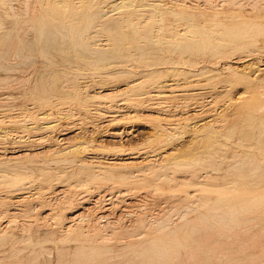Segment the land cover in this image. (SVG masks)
I'll list each match as a JSON object with an SVG mask.
<instances>
[{"label": "bare ground", "instance_id": "bare-ground-1", "mask_svg": "<svg viewBox=\"0 0 264 264\" xmlns=\"http://www.w3.org/2000/svg\"><path fill=\"white\" fill-rule=\"evenodd\" d=\"M152 1H156V2L149 3V0L148 2L146 0H140V1L139 0H36V1L0 0V123L6 122L7 124H10L8 126H12L11 124H15L16 126H19V128H21L22 131L28 133L29 131H32L31 135L25 138V136L23 137L21 135H17V133H19L20 131L16 129L0 127V183H2L4 187L8 189L6 193H4V195L1 193L2 197L0 196V199L4 204H6V208L2 210V214H7L9 216L8 219L3 222V225L0 228V264H71L75 262L76 263L81 262L82 264H186V263L208 264V262L211 261V257L208 256V254L210 253H213L212 256H214V259L216 261H217L216 258H218V256L221 253H223L222 256L225 257L223 259H226L225 261L229 263L230 261H234L235 258H232L234 255L225 256L226 253L228 254V252H225L226 251L225 247H228L230 251L231 250L230 248L236 246L235 245L236 240L243 242L241 240H244V238H246V236L248 235H251L249 237H252L257 241V243L255 244L262 247V248H257L259 246L257 247L255 246L256 249L253 251L255 252L257 249L259 250L261 249L260 252L261 253L263 252L264 250V64L262 65L260 63L262 67L261 66L258 67L255 65L256 62H254L255 64L251 63L248 66L246 64H245L246 66L245 65L242 66L241 62L239 61L242 58H240L238 62H236L237 59L235 60V62H232L235 65L238 64L237 66H231L228 65L227 63V66L223 68L226 69L224 70V72L228 71L234 77L231 81L228 82L231 83L233 81H237V80L242 81L246 79L248 81L249 88L248 90L246 89L244 90L246 91L245 95L238 93L241 95L239 96L237 94V96L235 97L238 96L239 97L236 99L225 98L226 96H224L225 98L224 100H226L225 102L227 103L226 105L222 104L215 110H212L213 108L212 109L207 108L206 110L205 108L207 106L208 107L212 106L214 103L213 101L216 100L219 101V98L223 97L225 92L227 90L229 91V89L226 88L225 86L218 88H206L207 86H204L205 83L200 82V84L196 83L197 85L195 86L191 85L194 86V88L192 87V89L185 88L186 90H172L173 86L168 82L167 80L168 77L166 79V76H168L170 73H172L173 76L178 75L177 72L178 70L175 69L174 65H171L172 62L175 60H173L172 62L170 61L171 62L170 65L173 66L172 67L173 69L171 70L167 69L168 71H166L165 75L163 74V76L162 74H160V72H156L152 68L149 69V67L153 65L154 62L156 61L168 62L170 60V58L169 60H165L168 56L165 58V55L163 54L164 50H166L167 52L169 51L170 54L171 52L173 53L178 52L179 54H181L182 55L181 60H184L183 61L184 64H185V59H183L185 58L184 54L186 55L187 53L190 54L193 50L196 51L197 53L202 52L203 47L205 45L204 43L205 39L204 37H202V39H204V41L202 42L199 40H194L197 38L193 37L192 35V33H194L193 30H196L195 28L200 27L197 24H195L194 21L195 18L199 16L204 19L203 24H206L205 23L206 20L209 19H205L208 17L204 16V14L202 13L194 14L192 11L188 9L189 8V6L187 5L188 3L184 4L183 2H181L183 0H179L178 3H176L177 1L175 0L176 2L175 1L174 2L176 3L175 5H177V10H172V9H167V10H169V13L172 16V18L175 20V23L178 22L182 24L184 27H182L183 28L182 32L179 31V33L177 34V37L179 38L169 37L170 39L167 38L165 39V36L162 37L160 34V32L164 30L161 24V22L163 21L162 19L164 17V13L160 8L162 5H164L162 4L163 0L162 1L152 0ZM206 1L208 0H205L204 2ZM197 2H201V1H197ZM211 2L209 1L210 4ZM237 3L234 2V4L232 5H238ZM251 5L253 4L249 5L250 9L252 7ZM256 5L262 6L261 3ZM192 8H194V6ZM212 9H214V6ZM232 12L235 13L236 11H232ZM257 23L260 24V22ZM257 23L250 20L233 25L231 29L227 28L225 30V34L232 35V39H231L232 43L230 44L224 43L219 45L211 42L212 43L211 45L213 47V51L211 52V54L213 53L214 55L215 54L218 55L224 52L226 48L228 49V47L234 49H236L235 47H243V46H247L251 48L255 47L257 43L256 36L260 34L262 31V26H259V24ZM209 26H212L211 28H213L214 26V31H212V33L215 32V34L214 33L209 34L206 32L207 34L213 35L214 37H216L215 35L223 34L220 32L222 27L221 22L218 21L213 22ZM203 28L207 29L205 27ZM163 33L165 34V31ZM199 33H201V35ZM199 33H195V34L200 37L202 35L205 36L204 34H202L203 32H199ZM188 34H190L194 39H192L191 36H190L191 39L188 38ZM207 34L206 36H208ZM219 37L220 39H222V37L225 36H219ZM228 37L230 38L231 36ZM210 39L212 40V37ZM96 41L99 43H96ZM224 46L225 47L228 46V47L224 48ZM251 52H253V50H250L247 54L248 56L250 55V57L252 54ZM254 54L260 55L259 57H261L262 55L264 56V54L259 51ZM255 56L253 55V57ZM11 57L12 59L16 58L19 60V61L17 60V64L9 63L8 60H10ZM243 57H246V55ZM127 59H130L131 61L134 62L133 63L131 62L130 64L126 65L124 63L126 62L129 63ZM254 60L257 61L256 59ZM12 62H15V60ZM183 63L181 65H183ZM174 64L178 65L179 67V61H176ZM123 65L124 66L126 65L125 68L120 67ZM185 65H183L182 67H184ZM117 67H120L123 70L120 69L121 71L119 72L118 71L119 68ZM116 68L117 71H115ZM163 69H161V71H165ZM174 70L176 71L174 72ZM204 70L198 69V72H200L201 74H205L207 71L214 72L210 70H205V71ZM253 71H255L256 73L253 74L254 76L253 75L251 76V73H254ZM189 73L191 74V72ZM215 73L216 72H214L213 74ZM212 75L208 74V76H212ZM208 76L206 75L202 76V79L204 77L208 78ZM197 79H201V78H197ZM21 80L23 82L26 81L25 84L22 83ZM17 83L20 84L22 83V84L21 85L19 84L18 86ZM179 83L181 82H178L177 84ZM16 84H17V88L15 86ZM213 84L211 87H214ZM20 86L24 88L18 89V87ZM182 86L184 87V85ZM94 89L97 90L94 92L93 91ZM256 89H258L259 91H255ZM171 98L172 99L179 98L184 102L189 101L188 99L199 100V103H196V105L192 107V108H197L193 113L188 112L187 104H182L183 111H181V115L179 114L178 116L180 120H186V121L192 120L188 124L183 123L186 127V132L190 133L189 137H191V135H194L193 132L199 125L203 124V128L205 127V125L206 127L208 126V128L211 125H213L214 129L213 127H212L213 130L209 128L211 130L207 132L201 129L202 128L201 125L200 131L202 130V132H206V133L200 132L202 133L201 135L199 134L198 131V134L200 135L199 139H202L205 142L207 141L208 143L210 138H212L213 135L216 134L217 138L220 135L219 138L223 137L225 140L230 142L229 143L230 145L228 144L230 146V149L235 148L236 145L240 147L241 146L244 147V149L240 151L242 152V154L239 152L241 154V158L243 157L242 160H238L237 162L234 161L233 163V161L231 162V160L226 158V160L230 161L231 163H228L226 166L225 165L220 166V167L222 166L227 167V175H229L228 184H231L230 186L231 191H236V192L229 195L214 193L216 195L211 196V195L202 194L203 196L199 195L201 197L200 198L198 197L199 199L204 198L205 201H207L206 198H211L213 199L212 202L218 204V206L220 207L224 205V204L219 205V203H224L223 200L230 201L232 204L231 206H229V203H226L227 207L229 206L228 208L231 209V213L228 212L230 213V215L238 211V209L240 208H243L244 210L247 209L246 210L247 213H244L245 215L242 217V219L236 220L237 221L236 223L239 222L237 225L239 226L238 228L241 230L239 231L237 227L236 229L233 228L234 233H236V235L232 233H231L232 235H230L234 237L240 235V233H243L244 234L243 236L245 237L239 238L237 236L238 239L235 237L234 238L231 237L233 238L232 239L233 243H231L230 245H228L227 243L231 239L229 235H225L222 233H215V232H213L215 233L213 234L211 232L213 228L211 229L209 227H212L213 223L211 221L215 219L214 218L215 216L213 217L211 215V217L214 218V219L212 218L210 219L211 220L210 223H212V225L210 226L208 224L209 226H207L203 224V222L205 221L204 217L195 218L194 216L196 215L194 213L192 214L191 211H187L193 215V217H191L192 215L188 214L184 210H183L184 212H186L188 215L191 216L186 217L187 216L186 214L184 215L185 217L183 216L184 218L182 217L181 219H178L179 221L176 219L177 220V222H175L176 224L173 222L176 227L172 226L171 228L170 227L171 224H170V225H166L168 227L166 228V226L163 227L162 224H159L162 227L158 229L156 234H146V235H142L141 233L136 235L131 234L130 236L133 238L126 243H121V242L118 243L119 242L118 235L120 236L119 234L120 231L118 232V228L120 227H118L117 225L119 224L116 225L118 227L116 231L115 229L113 230L112 228L113 226L112 227L110 226L112 230H109L110 233L107 232L108 234L107 233L99 234L95 231V228L93 226L94 224L88 225V220H89L88 216L90 215H88L86 211L88 210V208L84 207L85 206L84 204H87L88 200L90 199L88 195L92 194L91 190L93 188L91 189L89 185H91L93 181L106 180L109 181L111 185H113L116 181H119V184L130 183V182H134V180L137 179L138 176H140L139 172L140 173L147 172V173H152L153 177H155L156 180L163 181L166 183L169 180L167 178L168 176L166 177L165 175V172L168 169L178 170L182 168L184 169V171L192 173L198 170L196 168L197 167L199 168L200 165L205 166L207 164L204 161L202 165L199 162L198 158L190 157L191 160L185 159L186 158L185 154L187 150L184 148L187 147L186 146L188 140L187 137L185 141L182 140L183 141L182 143L180 142V144L178 143L174 147L172 146L173 148H170L169 149L170 151L165 150L163 152L160 146L157 145V147L159 146L162 153L157 152L158 154L156 155L151 154L150 157L151 160L154 161V162L152 161V163H154L153 166H155L154 169H152L153 167L152 168L149 167L151 160L148 159L147 157L146 158L143 157V159L140 160L138 159L139 155L135 154L134 152L125 153V150L122 148V146L118 147L119 146L118 145L116 147L117 144L116 145L114 144L115 141L118 142L123 141L125 137L131 135L133 129L131 130L123 126L119 130H112V131L105 130L104 132H102L101 137L99 138L100 140L103 139L102 137H109L112 141H114L113 145L115 147H113V149L110 150V152L112 153L111 158H106L107 156L105 152H109V150H107L108 148H106L108 144L105 146L104 144L95 143L96 139L93 138L92 140L90 138L89 141H84L83 138H77V137L70 144V142L67 143V139L65 137L63 138V136L67 135L69 133V130H71L70 132L73 131H76L77 133L80 132L81 125L83 124L82 122L84 119L90 120L91 117H94L97 119H101V121L103 120L104 122L107 123H115L118 120L129 121V120L137 119L142 114V113L140 114V112L143 111H146L148 114L151 113V115L153 114L152 118L148 119L149 120L148 122H150L151 125L156 129L160 127V123L163 122L165 124L166 122L167 124L170 121L167 118L172 115H170V106L168 105L167 100ZM201 99L204 101L200 102ZM204 102L206 103V105ZM28 105H32V107H28ZM89 105L92 106L93 109L91 110L93 112H91L87 108V106ZM172 107L178 109L179 106L174 105ZM37 109H39L40 112L35 114V111H37ZM53 110H55L57 114L64 116L65 118L73 119L74 122L78 121V123L71 124L67 122V125L65 126L61 125L60 127H57L59 123L57 119L55 120L52 114ZM119 112H122L123 115L117 114ZM201 112L203 115L205 113V115L208 117V120L205 122L206 123L210 122L211 123L210 126L209 123L204 125L205 122H202L203 120L201 118L200 119L197 118L196 120L194 119L198 117L199 114L202 115ZM219 113L221 114L220 117L217 116ZM26 121L29 122L26 123ZM2 125L4 126L6 124L3 123L0 126ZM115 126L117 125L115 124ZM172 126L174 127V125ZM161 128L162 127H160V129ZM55 129H57L58 137L56 136V138H53L51 137L50 133L53 132ZM158 130H156V132ZM11 132H15L16 135L14 133L12 134ZM156 132L155 131L152 132L154 133L153 134L154 136ZM161 132H157V134ZM178 134L179 132L178 133L176 132L175 136L176 135L178 136ZM217 134L219 135L217 136ZM179 136H181V134ZM172 137L174 138V134L168 136L166 135L165 139L167 140ZM165 139L163 140L161 139V141L158 139L160 141L159 143L161 144V146L165 145V143L163 142ZM195 141L197 144V137ZM212 141L213 140L211 139L210 141L211 143L209 142L210 145L213 144ZM99 143H101V141ZM200 143L202 142H198V144ZM58 144L63 145V147H61L60 149L57 148L56 145ZM209 144L208 146H210ZM217 145H215L214 147H216ZM208 146L205 147L207 149L208 148L210 149V147ZM149 147L151 148L152 146ZM130 148H132V146ZM216 148L222 151V149L218 147ZM241 148L237 147V149H241ZM177 149L180 151L178 155L174 153V151H176ZM230 149L228 150L225 149L226 153L222 151L223 154H225L226 156L230 155L231 154V153L229 154ZM200 155H203V153ZM233 156H231V158L234 160L235 157ZM218 158L219 157H217V159ZM222 158L224 159V157ZM137 159L140 161H136ZM158 159L160 160L158 161L159 165L156 161ZM226 160H224V162H226ZM142 161L143 164H141V166H138V164L135 165L136 167L138 166V169L134 170V172L137 171V173L133 175L132 174L133 170H131L130 168L135 167L133 166L134 163L136 164ZM103 162L106 164L104 165ZM215 163L216 162L213 161L211 162V164L208 163V165H211L213 167ZM215 168H212V170L214 172H218L219 168L218 169ZM200 170H202V167L200 168ZM219 170L221 171L220 173H223L221 168ZM204 172L207 173L206 171H203V173ZM212 174L215 175L214 173ZM213 175H209L208 177ZM221 176L216 177V179L217 178L221 179L222 178ZM183 178L182 180H184ZM200 178H204V177H200ZM200 178L198 179L197 176V178L194 177L193 179L201 180ZM211 179L216 180L213 178ZM202 180L206 181V179H202ZM212 180L209 179V181ZM184 181H186V179ZM201 182L203 183V181ZM226 182L227 181H225L223 184H225ZM187 184H189L190 186L198 185L197 182L187 183ZM175 185L177 186L178 184ZM153 186H155V184H153ZM109 187L112 189V186ZM28 188L32 190L31 191L32 193L23 192L24 189H28ZM100 188L101 190L104 189L103 187ZM69 189H72L73 191H75L76 189L83 190L85 192L88 191L87 194L85 193L86 196L81 191L83 193L82 195L83 197H81V199H80L81 195H79L80 204L84 205L81 209L84 210L86 214H84L83 212L84 215L78 213L76 215H72L73 217H70L68 215H65L64 211L60 212L59 214L56 212L58 214L57 215L50 212L51 211L50 210L47 214L45 213L43 217L41 215L42 219L45 218L46 215L51 216L52 219L57 217L55 221L49 218L52 221L51 223L52 227L50 228L46 227L47 223L46 226L44 225L45 228H43L44 227L43 224H42L43 227L41 226L39 227L35 223L25 224L28 221L22 222L21 219L18 221H20L22 225L21 224L18 225L17 223L18 221H16L15 219H17L18 214L20 213V211L22 212L23 208H21L22 210L21 209L19 210L18 208L20 207L17 208L16 206V210H11V208L13 207H11L10 205H14L11 203L18 202L19 206H21L20 205L21 202H26V204H30V206L29 205L26 206H28L29 208H33L32 207L33 205H31V203L33 204L35 203L37 205L38 202H41L42 204H44L46 203L45 201L48 198L49 200L50 199L52 200L55 197L57 199L56 195H59V193L65 191L67 192L72 191ZM2 190H5V188ZM195 190L199 191L198 189ZM99 191L97 192L99 193ZM97 192H94L93 194ZM121 192H118L119 196L117 195V193L116 194L114 193L117 196V197L114 196L116 197L117 200H119L120 198L122 199V197L125 196L127 197L128 192L126 193L125 196L122 195L123 193L120 194ZM152 192L154 191L152 190ZM156 195L153 196L157 198L158 196L156 197ZM188 195L189 194L185 193L183 196H185L184 198L186 199ZM196 195L197 194L195 193L194 196ZM161 196L162 195H160V197ZM190 196L188 197V199L190 198ZM103 197L104 196H102L101 198L103 199ZM97 198L98 197H96V199ZM109 198H111V195ZM64 199L69 201V199L65 197ZM98 199L97 200L94 199L95 202L96 201L98 202L99 201ZM59 200H63V199L59 198ZM105 200L110 201V199H105ZM115 200H111L110 203H113V201ZM179 200H176V203H178ZM182 201H184V199H182ZM124 202L122 203L126 204V202L125 203ZM202 202L203 201L201 200V204L208 205L207 207H205V209L209 208L210 205H212L211 204L212 202H206V203L205 202L202 203ZM173 203L172 205L174 206ZM192 203H197L198 206L200 205L199 202L197 201L196 202L193 201ZM55 204L53 203V205ZM187 206H190V203L189 205L187 204ZM187 206L185 207L186 209L188 208ZM218 206L216 208L220 209V207ZM164 207L166 206L164 205ZM89 208L92 209L94 208V206L92 208L91 207ZM118 208L119 207H117V209ZM199 208L196 209L199 210ZM214 208L215 207H213V209ZM228 208L227 210H229ZM249 208H250L249 210L250 213L248 215ZM188 209H190V207ZM42 210L46 211L45 208ZM193 210H195L194 207ZM221 210L223 209H220L219 212H221ZM199 211L197 215H200L201 213L203 214L202 212L203 210L200 212V214ZM29 212L30 214L32 213L31 211ZM29 212H22L23 214L22 213L21 214L24 215ZM219 212L215 214L219 215L220 214ZM40 214H39V218H40ZM182 214H180V216ZM54 215L56 217H54ZM102 215H104V213ZM138 215L139 217L143 216V214L141 215L138 214ZM225 215L226 214L224 212V216ZM236 215L232 217L237 218L238 216ZM205 216H209V215H205ZM99 217L100 218L104 217L105 219L106 216L100 215ZM158 217L159 218L156 217L158 220L162 218L160 216ZM100 218L97 219L100 220ZM107 219L108 218H106L105 220ZM157 219H155L154 217L155 221ZM165 219L166 218H164V221L166 222ZM98 220L94 222L96 223L98 222ZM162 220L163 219H161L160 221ZM234 220L232 224L234 223ZM81 221H86V225L85 224L83 225ZM164 221L163 223H165ZM140 222L141 221H139V223ZM198 222H200L199 226L197 224ZM207 222H209V219ZM51 224L49 226H51ZM147 224L145 223V225ZM166 224L168 223L166 222ZM218 224L219 223L216 222L215 225ZM110 225H112V223ZM137 225L139 224L137 223ZM139 226L142 228L143 225L142 226L139 225ZM60 227H62V229ZM153 227H155V225H153ZM219 227L221 228V226ZM229 227H231V225ZM229 227L227 229H229ZM108 228H109V224H108ZM147 228L146 230L149 229ZM150 228H152V226ZM133 229L131 230V232H133ZM139 229L140 228L138 227L137 230ZM100 230H102V228H100ZM153 230L155 231L154 228ZM237 230L239 231V234H237L238 233ZM231 232H233L232 229ZM50 233L54 235L56 238L55 239L50 238L49 236ZM180 233L183 241L177 238V235ZM215 235H216V237H214L215 239L218 238L217 240H219L220 238H222V240H220V242L214 245L213 251L212 250L210 251L211 247H209V250L205 249L208 248L205 247L207 245L206 242L208 243L211 239L213 240L214 238L212 236ZM256 236H258V240ZM252 238H250L251 239L250 241H252ZM255 240H253V242H251L250 245L254 243ZM121 241H125V240L121 238ZM243 243L244 244H242V247H244V245L245 246L247 245V243L245 244V241ZM112 244H115L119 248L118 249L119 252L116 254V256L114 255V258L115 257L116 258L115 261L113 262L111 260L113 257V254L111 253L112 252L111 249L112 247H114ZM236 244H238L237 248L240 250L241 248H239L238 246H240L241 244L239 245V242H237ZM242 249L248 250L247 248H242ZM250 252H252V250ZM216 254L219 255L217 256ZM245 255H247V253H245ZM235 257L236 259H238L237 256ZM253 257L254 258H252V261L255 260L257 261L258 256L253 255ZM255 257H257V259H255ZM261 257L260 259H262ZM247 258L249 259V255L247 256ZM1 259L5 260L6 263L5 262L1 263ZM262 260H264V258ZM260 261L261 260H259V262Z\"/></svg>", "mask_w": 264, "mask_h": 264}, {"label": "rangeland", "instance_id": "rangeland-1", "mask_svg": "<svg viewBox=\"0 0 264 264\" xmlns=\"http://www.w3.org/2000/svg\"><path fill=\"white\" fill-rule=\"evenodd\" d=\"M34 1H36V0H34ZM140 1V0H139ZM147 2H148V0H146ZM162 1V0H161ZM171 1V2H170ZM173 1V2H172ZM175 0H163L162 1V4H164V5H162L160 8L162 9V11H163V13H164V17H163V21L161 22V24H162V26H163V29L164 30H162L161 32H160V34H161V36L162 37H164L165 36V39L167 38V39H170V38H179V37H177V34L179 33V31L180 32H182V27H184L182 24H180V23H175V20L172 18V16L170 15V13H169V10H167V9H172V10H177V5H175L176 3H178L179 2V0H176L175 2H174ZM197 1H201V2H197ZM205 0H183V1H181V2H183L184 4H187L188 6H189V10L190 11H192L194 14H198V13H202V14H204V16H206V17H208V18H205V19H209V20H206V24H203V22H204V19L203 18H201V17H196L195 18V21H194V23L195 24H197L198 26H200V27H198V28H195L196 30H193V32L194 33H192V35H193V37L194 38H197V39H194L190 34H188V38H190L191 39V37H192V39H194V40H199V41H204V39H205V45H204V47H203V51L202 52H200V53H197L196 51H192L190 54H188L187 53V55L186 54H184V56H185V58H183V59H185V64L183 63V61L184 60H181V54H179L178 52H176V53H173V52H171V54H170V52L168 53L166 50H164L163 51V54L165 55V60H169V58H170V60L168 61V62H164V61H156V62H154V64L153 65H151L150 67H149V69H153L154 71H156V72H160V74H162V76H163V74L165 75V73H166V71H168V70H171V69H173L172 67L173 66H171V65H174L175 66V69L176 70H178L177 72H178V75L177 76H173L172 75V73H170L168 76H166V79H167V77H168V82L170 83V84H172V90H186L187 88H189V89H192V87L194 88V86L195 85H197V84H200V82L201 83H205L204 84V86H207L206 88H218V87H222V86H225L226 88H228L229 89V91L227 90L226 92H225V94L223 95V97H220L219 98V101L218 100H216V101H213L212 103H213V105L212 106H214V107H212V106H210V107H206L205 109L207 110V108H210V109H212V110H215V109H217L220 105H222V104H224V105H226L227 103L225 102L226 100H224L225 98H232V99H236V98H238L241 94H244L245 95V92L246 91H244L245 89L246 90H248V88H249V85H248V81L245 79V80H237V81H233V82H228V81H231L234 77H233V75L230 73V72H228V71H225L224 72V70H226V69H223V68H225L226 66H227V63H228V65H231V66H237L238 64H234V63H232V62H235V60H236V62H238V60L240 59V58H242V59H240L239 61L241 62V65L242 66H244L245 64L248 66L249 64H255L254 62H256V66H258V67H262V65L264 64V62H263V60H264V56L262 55L261 57H259L260 55H258V54H254V53H257L258 51L259 52H261V53H263L264 54V25H261V24H264V0L262 1V0H208V1H206V2H204ZM209 1L211 2V4L209 3ZM216 1V2H215ZM248 1H250V2H252V3H250V2H248ZM151 2H156V1H152V0H149V3H151ZM163 2H165V3H163ZM194 2H196V3H194ZM234 2L235 3H237V2H239V3H237L238 5H232V4H234ZM201 3V4H200ZM253 4V5H251L252 7H251V9H253V10H251L250 9V4ZM259 3H261V5L263 6H260V5H256V4H259ZM189 4H192V5H189ZM199 4V5H198ZM209 4V5H208ZM213 4V5H212ZM249 4V5H248ZM166 5V6H165ZM216 5V6H215ZM194 6V8H192ZM208 6V7H207ZM213 6H214V9H212L213 8ZM44 7V6H43ZM191 7V8H190ZM201 7H203V8H201ZM210 7V8H209ZM215 7H217V8H215ZM219 7V8H218ZM257 7H259V8H257ZM207 9V10H206ZM232 11H236L235 13L234 12H232ZM250 20H252V21H254V22H260V24L259 23H257V24H259V26H262V31H261V33L260 34H258L257 36H256V39H257V43H256V46L255 47H253V48H251V47H247V46H243V47H246V48H243V47H235L236 49H238V50H236V49H234V48H229L228 46H226V47H228V49L224 46V48H226L225 49V51L224 52H222V53H220V54H211V52L213 51V47H212V43H214V44H230V43H232V35L231 34H228V35H226L225 34V30L227 29V28H232V26L233 25H236V24H238V23H243V22H246V21H250ZM221 22L222 23V27H221V33H223V34H218L219 36H225V37H222V39H220V37L218 36V35H215L216 37H214L213 35H209V34H215V32H213L212 33V31H214V26H213V28H211L212 26H209V25H211L213 22ZM201 22V23H200ZM209 22H211V23H209ZM263 22V23H262ZM155 25V24H154ZM228 25V26H227ZM230 26V27H229ZM169 29H168V28ZM174 27V28H173ZM178 27V28H177ZM203 27H205V28H207V29H204ZM180 28V29H179ZM209 28V29H208ZM213 29V30H212ZM174 30V31H173ZM165 31V34L163 33ZM196 31V32H195ZM210 31V32H209ZM223 31V32H222ZM199 32H203L202 34H204L205 36H198V35H196L195 33H199ZM209 33V34H207V33ZM200 35H201V33H199ZM206 34L208 35V36H206ZM176 35V36H175ZM168 36V37H167ZM191 36V37H190ZM195 36H197V37H195ZM228 36H231L230 38L228 37ZM170 37V38H169ZM200 37V38H199ZM202 37H204V39H202ZM212 37V40L210 39V38ZM213 38H215V39H213ZM202 39V40H201ZM238 41V40H237ZM262 41H263V43H262ZM212 42V43H211ZM221 42H223V43H221ZM96 43H99V42H97L96 41ZM262 49V50H259V49ZM230 49V50H229ZM232 49H234V50H232ZM253 50V52H251L252 54H251V57H250V55L248 56L247 54H248V52L250 51V50ZM248 50V51H247ZM255 50H257V51H255ZM205 51V52H204ZM176 54V55H175ZM246 55V57H243V56H245ZM253 55L255 56H257V58H256V56L255 57H253ZM216 56H218V57H216ZM221 56V57H220ZM263 57V58H262ZM246 60H245V59ZM250 59V61H249V59ZM259 58V59H258ZM172 59V60H171ZM230 59V60H229ZM254 59H256L257 61H255ZM10 60H11V62L12 61H14L15 60V62H10ZM10 60H8L9 61V63L10 64H17V60L18 59H16V58H13L12 59V57H11V59ZM128 61H129V63H124V64H130L131 62L133 63L134 61H131L130 59H127ZM173 60H175V61H173ZM253 60V61H252ZM7 61V62H8ZM19 61V60H18ZM172 62V64L170 65V63ZM176 61H179V67H178V65H175L174 63L176 62ZM188 61V62H187ZM183 63V65H185L184 67H182L183 65H181L182 63ZM231 62V63H230ZM167 63V64H166ZM191 63V64H190ZM260 63L262 64V65H260ZM157 64V65H156ZM166 64V65H165ZM214 64V65H213ZM225 64V65H224ZM257 64H259V65H257ZM120 65H122V64H120ZM125 65V66H126ZM222 65H223V67H222ZM245 65V66H246ZM119 66V65H118ZM124 66V65H123ZM123 66H120L121 68H125V66L123 67ZM155 66V67H154ZM163 66V67H162ZM165 66H166V69H165ZM171 66V67H170ZM120 67H117V68H119L118 69V71L120 72L121 70H123V69H121ZM154 67V68H153ZM177 67V68H176ZM202 67H203V69H202ZM34 68V67H33ZM117 68L115 69V71H117ZM164 68V69H163ZM170 68V69H169ZM182 68V69H181ZM201 68V69H200ZM207 68V69H206ZM121 69V70H120ZM161 69H163V70H165V71H161ZM168 69V70H167ZM181 69V70H180ZM194 69H196V70H194ZM198 69L199 70H210V71H214V72H216L215 74H213L214 72H206L205 74H201L200 72H198ZM214 69V70H213ZM160 70V71H159ZM176 70H174V72L176 71ZM204 70V71H205ZM180 71H182V72H180ZM188 71V72H187ZM248 71V70H247ZM180 72V73H179ZM189 72H191V74L189 73ZM254 73H251V76L253 75V74H255L256 72L255 71H253ZM86 73H88V72H86ZM189 73V74H188ZM199 74H201V75H199ZM208 74H213L212 76H208ZM217 74V75H216ZM196 75H198V76H196ZM208 76V78L206 77H204L203 79H202V76ZM254 76V75H253ZM180 77V78H179ZM197 78H201V79H197ZM175 79V80H174ZM187 79V80H186ZM190 79H191V81H190ZM193 79H195V80H193ZM23 80V79H22ZM21 80V82L22 83H24L25 84V82H23ZM181 80V81H180ZM185 80V81H184ZM183 81V82H182ZM20 82V81H19ZM173 82V83H172ZM178 82H181V83H179V84H177ZM192 82H194V83H192ZM237 82V83H236ZM21 83V84H22ZM197 83V84H196ZM207 83V84H206ZM214 83V84H213ZM18 84V86H19V84L20 83H17ZM17 84L15 85L16 86V88H17ZM20 84V85H21ZM187 84V85H186ZM212 84H213V86L214 87H211L212 86ZM232 84V85H231ZM242 84V85H241ZM182 85H184V87L182 86ZM189 85V86H188ZM191 85H194V86H191ZM221 85V86H220ZM175 86V87H174ZM182 86V87H181ZM188 86V87H187ZM229 86V87H228ZM26 87V86H25ZM245 87H247V88H245ZM19 88H24V87H18V89ZM186 88V89H185ZM97 89H94L93 91L95 92ZM242 90H243V92H242ZM255 91H259L258 89H256ZM238 93H241V94H238ZM237 94L239 95L238 97H235V96H237ZM234 95V96H233ZM224 96H226L225 98H224ZM228 96H231V97H228ZM172 99V98H171ZM171 99H169V100H167V102H168V105L170 106V115H172V116H170V117H166L168 120H170L167 124H166V122H165V124L162 122V123H160V127H162L161 129H160V127H158V128H156L155 129V127H153L152 125H151V123L150 122H148L149 120V118H152V116H153V114L151 115V113H147L146 111H143V112H140V114H141V116H139L137 119H133V120H129V121H126V120H118L117 122H115V123H107V122H104L103 120L101 121V119H97V118H94V117H91L90 118V120L88 119V120H86V119H84L83 120V124L81 125V131L80 132H76V131H73V132H70L71 130H69V133L67 134V135H65V136H63V138L65 137L66 139H67V143L68 142H70V144L75 140V138L77 137V138H83V140L84 141H89L90 140V138H91V140H92V138L93 139H96L95 140V143H98V144H104L105 146L107 145V147L106 148H108L107 150H109V152H105L106 153V156H104V157H106V158H111L112 156H111V152H110V150H112L113 149V147H115L114 145H113V142L114 141H112L109 137H102L103 139H99L100 137H101V134H102V132H104L105 130H109V131H112V130H119V129H121V127H125V128H128V129H133V131H132V134L131 135H129V136H127V137H125L124 139H123V141H115L114 142V144L116 145V147L118 146V147H120V146H122V148L125 150V153H128V152H134L135 154H137V155H139L138 156V159H143V157H147L148 159H150L151 160V154L153 155V154H158L157 152H159V153H162V151L164 152L165 150L166 151H170L169 149L170 148H173L176 144H180V142L182 143L183 141H185L187 138H188V140H190V141H188L187 140V147L186 148H184V149H186L187 150V152H186V154H185V159H187V160H191V158H198L199 159V162L203 165V163H204V161H205V163L207 164V165H205V166H208V167H205L204 165L203 166H199V168L197 167L196 169H198V170H196L195 172H192V173H190V172H187V171H184V169H178V170H174V169H168L166 172H165V175H166V177L169 179L166 183L165 182H163V181H159V180H156L155 179V177H153V175H152V173H147V172H139V174H140V176H138V178L137 179H135L134 180V182H130V183H120L119 184V181H116L113 185H111L110 184V182L109 181H106V180H104V181H102V180H95V181H93L92 182V184L91 185H89L90 186V188L92 189H90L91 191H92V194H90V195H88V197H90V199L88 200V202H87V204H84V205H81L80 204V201H79V195H81L80 196V199H81V197H83L82 195H83V193H84V195H85V193L87 194V192L88 191H83V190H75V191H73L72 189H69V190H72V191H65V192H61V193H59V195H56L57 196V199H56V197L54 198V199H50L49 200V198L45 201L46 203H44V204H46V205H44V204H42L41 202H38L37 203V205L35 204H33V203H31V205H33L32 207L33 208H29L28 206H26V205H29L30 206V204H26V202H21V203H23V204H21L20 203V205L21 206H19V203L18 202H13V203H11V204H14V205H10L11 207H13V208H11V210H16V206H17V208L18 207H20V208H18L19 210L21 209V208H23V210H22V212H29V211H31L32 213L30 214V212L29 213H27V214H30V215H27V214H24V215H22L23 213L20 211V213L18 214V216H17V219H15L16 221H18V220H20L21 219V221L23 222H27V223H25V224H28V223H30V224H36V225H38L39 227L41 226V227H43L44 225L46 226V223H47V226L46 227H52V221L51 220H53V221H55L56 219H57V217L54 215V217H56V218H51V216H47L46 215V217L45 218H41V215H42V217H43V215H45V213L47 214L50 210V212H52V213H54V214H59L60 212H62V211H64V213H65V215H68V216H70V217H73L72 215H76V214H83V212H84V214H86V212L84 211V210H82L81 208L84 206V207H86V208H88V210H86L87 211V213H88V215H90V216H88V218H89V220H88V225H92V224H94L93 226H94V228H95V231L97 232V233H99V234H105V233H110V231L109 230H112V228H113V230L115 229V231H116V229L118 228V227H120V228H118V232L120 231V236L118 235V243H126V242H129L133 237H131L130 235L131 234H133V235H136V234H142V235H146V234H156L157 233V231H158V229H160L162 226L161 225H159V224H162L163 225V227L164 226H166V225H170V227L172 228V226H175L174 225V223L175 222H177V220L178 219H181L184 215H186L187 213L188 214H195L196 216H194L195 218L196 217H204V222H203V224L204 225H207V226H211L212 225V223H213V225L214 226H217V227H214L213 225H212V227H209V228H213L212 229V233L213 232H215V233H222V234H225V235H232V234H235L236 235V233H234V230H233V228L234 229H236V227H237V229L240 231L241 229H239L238 227V223H236L237 221L236 220H240V219H242V217L245 215L244 213H247V209H243V208H240V209H238V211H236L235 213L237 214H235V213H233L232 215H230V213H231V209H229L228 207L229 206H231L232 204H231V202L230 201H228V200H223V202L224 203H219V205H223V206H218V204H216V203H214V202H212L213 201V199H211V198H206L207 199V201H205V199L203 198V199H199L201 196H203L202 194H205V195H216V194H225V195H229V194H233V193H235L236 191H231V188H230V186H231V184H228V182H229V175H227V167H220L221 165H227L228 163H231L232 161H233V163H234V161H238V160H242V158H241V154H242V152H240L242 149H244V147H240V146H238V145H236L235 146V148H232V149H230V142L229 141H227V140H225L222 136V138H219V134H217V136H218V138H219V140H218V138L216 137V134H214L213 135V137L212 138H210V140H209V142L211 141V139L213 140L212 142H213V144H209V142L207 143V141L205 142L204 140H202V139H199L200 138V135L199 134H201L202 135V133H206L207 131H209V130H211L212 129V127H213V129H214V126L213 125H211V123L210 122H207V123H209V128H211V129H209L208 128V126L206 127V125L205 124H207L205 121H207L208 120V117L205 115V113H204V115L202 114V112H201V114L202 115H200L199 114V116L198 117H196V118H194L195 120L197 119V118H201L202 120V122H205L204 123V125H205V127L203 128V124H201L202 125V128L200 127L201 125H199L196 129H195V131L193 132V134L195 135H191V137H189L190 136V133H188V132H186V127H185V125L183 124V123H189V122H191L192 120H180L179 118H178V116H179V114L181 115V111H183V108H182V104H187L188 105V112L190 113H193L194 111H195V109H197V108H192V107H194L195 105H196V103H199V100H192V99H188L189 101H186V102H184L183 100H181V99H179V98H174V99H172V101H171ZM223 100V101H221V100ZM204 100H200V102H203ZM228 102V101H227ZM205 103V102H204ZM174 105H177V106H179L178 107V109H175V108H173L172 106H174ZM205 105H206V103H205ZM28 107H32V105H28ZM90 107V108H89ZM87 108L91 111V112H93L91 109H93L92 108V106H87ZM182 108V109H181ZM191 108V109H190ZM36 109V108H35ZM173 109V110H172ZM29 111H31V110H29ZM33 111V110H32ZM38 112H40V110L39 109H37V111H35V114H37ZM179 112V113H178ZM218 112H219V110H218ZM52 114H53V116H54V118H55V120L57 119V121H58V126L57 127H60L61 125H63V126H65V125H67V122L68 123H78V121L77 122H74V120L73 119H71V118H65L64 116H61V115H59V114H57L56 113V111L55 110H53V112H52ZM117 114H119V115H123V113L122 112H119V113H117ZM139 114V115H140ZM145 114V115H144ZM148 114V115H147ZM90 115V114H89ZM147 115V116H146ZM220 113L217 115V116H219L220 117ZM161 116H163V115H161ZM203 116H205V117H203ZM64 118V119H63ZM165 118V119H166ZM67 119V120H66ZM95 119V120H94ZM99 120H100V122H99ZM135 120V121H134ZM92 121V122H91ZM131 121V122H130ZM141 121H143V122H141ZM2 122V121H1ZM29 121H26V123H28ZM89 122V123H88ZM125 122V123H124ZM127 122V123H126ZM3 123H5L6 125H2V126H0V127H5V128H13V129H16V130H18V131H20L19 133H17V135H21V136H25V138L27 137V136H30L31 135V133H32V131H29V133L28 132H25V131H22V129L21 128H19V126H16L15 124H11L12 126H8V125H10V124H7L6 122H2V123H0V125L1 124H3ZM64 123V124H63ZM66 123V124H65ZM85 123V124H84ZM103 123V124H102ZM104 123H107V124H104ZM100 124V125H99ZM115 124L117 125V126H115ZM183 124V125H182ZM98 125V126H97ZM108 125V126H107ZM133 125V126H132ZM172 125H174V127L172 126ZM176 125V126H175ZM178 125V126H177ZM29 126H31V125H29ZM83 127V128H82ZM103 127V128H102ZM119 127V128H118ZM149 127V128H148ZM151 127V128H150ZM182 127V128H181ZM95 128V129H94ZM102 128V129H101ZM112 128V129H111ZM114 128V129H113ZM118 128V129H117ZM172 128V129H171ZM175 128V129H174ZM200 128L202 129V130H204V131H206V132H202V130L200 131ZM208 128V129H207ZM104 129V130H103ZM160 131H159V130ZM174 129V130H173ZM212 129V130H213ZM91 130V131H90ZM156 130H158L157 132H161L162 130V132L161 133H159V134H157V132H156ZM180 130V131H179ZM84 131H86V132H84ZM98 131V132H97ZM156 132L155 133V136L153 135L154 133H152V132ZM198 131H199V134H198ZM101 132V133H100ZM176 132L178 133L179 132V134H178V136L176 135L175 136V134H176ZM200 132H202V133H200ZM12 134L14 133L15 134V132H11ZM77 133V134H76ZM82 133V134H81ZM97 133V134H96ZM148 133V134H147ZM51 134V137H53V138H56V136L58 137V133H57V129H55L53 132H51L50 133ZM71 134V135H70ZM91 134V135H90ZM100 134V135H99ZM150 134H152V135H150ZM162 134V135H161ZM172 134H174V138L172 137V138H170V139H165V137H166V135L168 136V135H172ZM181 134V136H179ZM16 135V134H15ZM69 135V136H68ZM84 135V136H83ZM94 135V136H93ZM133 135V136H132ZM150 135V136H149ZM164 135V136H163ZM90 136V137H89ZM97 136H99V137H97ZM199 136V137H198ZM62 137V136H61ZM96 137V138H95ZM149 137V138H148ZM187 137V138H186ZM196 137H197V144H196V141H195V139H196ZM73 138V139H72ZM191 138V139H190ZM195 138V139H194ZM216 138H217V140H216ZM71 141H70V140ZM98 139V140H97ZM147 139V140H146ZM161 141V139L163 140V139H165L163 142L165 143V145H163V146H161V144L159 143L160 141ZM193 139V140H192ZM215 139V140H214ZM183 140V141H182ZM101 141V143H99V142ZM112 141V142H111ZM125 141V142H124ZM146 141V142H145ZM216 141H219V142H216ZM106 142V143H105ZM111 142V143H110ZM122 142V143H121ZM145 142V143H144ZM159 144H158V143ZM163 142H162V144H163ZM193 142V143H192ZM198 142H202V143H200V144H198ZM215 142V143H214ZM228 142V143H227ZM119 143V144H118ZM155 143V144H154ZM207 145H206V144ZM211 143V142H210ZM217 143H218V145H217ZM111 144V145H110ZM121 144V145H120ZM167 144H169V145H167ZM173 144V145H172ZM208 144L210 145V146H208ZM229 144V145H228ZM153 145H156V146H153ZM157 145H159L160 146V148H161V150H160V148H159V146L157 147ZM167 145V146H166ZM199 147H198V146ZM215 145H217L216 147H218V148H220V149H222V151L224 152V153H226V150L225 149H230L229 150V154L230 155H228V156H226L225 154H223V152L221 151V150H219V149H217L216 147H214ZM228 145V146H227ZM128 146V147H127ZM132 146V148H130ZM149 146H152L151 148L149 147ZM173 146V147H172ZM200 146H202V147H200ZM208 146V147H210V149L208 150L206 147ZM223 146H225V147H223ZM56 147L57 148H61V147H63V145H56ZM135 147V148H134ZM142 147V148H141ZM204 147V148H203ZM212 147H213V149H212ZM228 147V148H227ZM237 147L238 148H241V149H237ZM150 148V149H149ZM166 148V149H165ZM168 148V149H167ZM182 148V147H181ZM215 148V149H214ZM147 149V150H146ZM178 149H180V148H178ZM176 150V151H174V153L175 154H179L180 153V151L179 150ZM146 150V151H145ZM152 150V151H151ZM219 150V151H218ZM232 150V151H231ZM143 151V152H142ZM204 151V152H203ZM218 151V152H217ZM220 151H221V153H220ZM153 152H155V153H153ZM178 152V153H177ZM190 152V153H189ZM201 152V153H200ZM217 152V153H216ZM233 152V153H232ZM241 154H240V153ZM148 153V154H147ZM173 153V152H172ZM173 153V154H174ZM203 153V155H200V154H202ZM206 153V154H205ZM219 153H220V155H219ZM235 153V154H234ZM236 153H239V154H236ZM20 154H23V153H20ZM208 154V155H207ZM212 154V155H211ZM221 154H223V155H221ZM228 154V153H227ZM214 155V156H213ZM234 155V156H233ZM236 155H237V158H236ZM128 156V155H127ZM127 156H124V157H127ZM197 156V157H196ZM206 156V157H205ZM231 156H233V157H235L234 158V160L231 158ZM123 157V156H122ZM191 157V158H190ZM217 157H219L218 159H217ZM222 157H224V159L222 158ZM226 158L227 159H229V160H231V162L230 161H228V160H226ZM231 158V159H230ZM136 160V161H140V160ZM216 162L214 165H213V167L211 166V165H208V163H210L211 164V162ZM224 160H226V162H224ZM152 161L153 160H151V163H150V168H152V169H154V167L155 166H153V164L154 163H152ZM157 161V163H158V165H159V162L158 161H160L159 159L158 160H156ZM145 162V161H144ZM154 162V161H153ZM221 164H220V163ZM222 163H224V164H222ZM103 164L105 165L106 163H104L103 162ZM138 164V166H141V164H143V161L142 162H139V163H134V165L133 166H135V165H137ZM152 165V166H151ZM158 165H157V168H158ZM128 166H130V165H128ZM138 166L136 167H134V168H130L131 170H133V175L135 174V173H137V171L136 172H134V170H137L138 169ZM216 168H215V167ZM218 166V167H217ZM202 167V170H200V168ZM211 167V168H210ZM212 168H215V169H222V172L223 173H220L221 171L218 169V172H214L213 170H212ZM156 169V168H155ZM209 169V170H208ZM130 170V171H131ZM210 171V172H208V171ZM203 171H206L207 173H203ZM225 171V172H224ZM132 172V171H131ZM107 173H109V172H107ZM183 173V174H182ZM201 173V174H200ZM209 173H211V174H209ZM212 173H214L215 175H213ZM177 174V175H176ZM213 175V176H210V177H208L209 175ZM220 174V175H219ZM147 175V176H146ZM200 175V176H199ZM202 175V176H201ZM208 175V176H207ZM217 175H219V176H221L222 178L221 179H219V178H217L216 179V177H219V176H217ZM226 175V176H225ZM145 176V177H144ZM187 176H188V179H187ZM197 176H198V179L200 178V177H204V178H200L201 180H194L193 178L195 177V178H197ZM140 177H142V178H140ZM153 177V178H152ZM184 177V178H183ZM228 177V178H227ZM172 180H171V179ZM179 178V179H178ZM182 178L185 180L186 179V181H184V180H182ZM207 178H209L210 180H212L211 178H213V179H216V180H212V181H209V179H207ZM181 179V180H180ZM202 179H206V181H204V180H202ZM223 179V180H222ZM174 180H176V181H174ZM178 180V181H177ZM179 181H183L182 183L181 182H179ZM201 181H203V183L201 182ZM225 181H227L225 184H223ZM161 182V183H160ZM173 184H172V183ZM179 182V183H178ZM186 182V183H185ZM197 182V184L199 185H197V186H190L189 184H187V183H196ZM201 183H202V185H201ZM153 184H155V186H153ZM175 184H178L177 186L175 185ZM186 185V186H185ZM0 196L2 197V195H1V193L4 195V193H6V191L8 190L6 187H4V185L2 184V183H0ZM109 186H112V189L109 187ZM114 186V187H113ZM116 186H118V187H116ZM184 186V187H183ZM96 187V188H95ZM100 187H103L104 189L103 190H101V188ZM116 187V188H115ZM5 188V190H2V189H4ZM95 188V189H94ZM97 188H98V190H97ZM100 188V189H99ZM154 188V189H153ZM190 188V189H189ZM207 188V189H206ZM88 189V190H89ZM110 189V190H109ZM125 189V190H124ZM194 189V190H193ZM195 189H198L199 191H197V190H195ZM89 190V191H90ZM99 190H101V191H99ZM124 190V191H123ZM152 190L154 191V192H152ZM193 190V191H192ZM240 190V189H239ZM239 190H237V191H239ZM32 190L30 189V188H28V189H24L23 190V192H30V193H32L31 192ZM83 193H82V192ZM97 191H99V193L97 192ZM102 191H104V192H102ZM122 191V192H121ZM74 192V193H73ZM94 192H97V193H95V194H93ZM105 192H106V194H105ZM118 192H121L120 194H122V195H126V193H127V197H128V199H127V197L125 198V197H122V199H124V200H122L121 198V202L119 201V200H117L116 199V193H117V195H118ZM125 192V193H124ZM132 192H134V193H132ZM159 192V193H158ZM166 194H165V193ZM192 192V193H191ZM197 194L196 196H194L195 195V193ZM198 192V193H197ZM203 192V193H202ZM115 193V194H114ZM154 193V194H153ZM157 195H156V194ZM185 193H187V194H189L187 197H186V199L184 198L185 196H183ZM214 193H216V194H214ZM97 194V195H96ZM99 194H101V195H99ZM105 194V195H104ZM114 194V195H113ZM159 194V195H158ZM175 194V195H174ZM190 194H191V196H190ZM95 195V196H94ZM110 195H111V198H109L110 197ZM146 195V196H145ZM153 195H156V197L157 198H155V196H153ZM160 195H162L161 197H162V199H161V197H160ZM170 195V196H169ZM199 195H201V196H199ZM67 196V197H66ZM74 196V197H73ZM78 196V197H77ZM86 196V195H85ZM94 196V197H93ZM102 196H104L103 197V199L101 198ZM113 196V197H112ZM114 196H116V197H114ZM119 196V195H118ZM153 196V197H152ZM181 196V197H180ZM190 196V200L188 199V197ZM61 197H63V198H61ZM64 197L65 198H67V199H69V201H70V203H69V201L68 200H66V199H64ZM96 197H100L98 200V202L96 201L95 202V200H97L96 199ZM147 197V198H146ZM165 197V198H164ZM197 197V198H196ZM199 197V198H198ZM59 198L60 199H63V200H59ZM71 198V199H70ZM73 198V199H72ZM116 200H115V199ZM131 198V199H130ZM170 198V199H169ZM180 200H179V199ZM92 199V200H91ZM95 199V200H94ZM105 199H110V201L109 200H105ZM142 199V200H141ZM182 199H184V201H182ZM192 199V200H191ZM196 199V200H195ZM211 199V200H210ZM94 200V201H93ZM101 200V201H100ZM105 202H104V201ZM111 200H115V201H113V203H110L111 202ZM175 200V201H174ZM176 200H179L178 201V203H176ZM201 200L203 201V202H212L211 204L213 205H210V207L209 208H206L205 209V207H207L208 205L206 204H201ZM0 201H1V199H0ZM56 202V204H55V202ZM61 201V202H60ZM75 201V202H74ZM92 201V202H91ZM126 202V204H123L122 202ZM173 201H174V203H173ZM190 201V202H189ZM199 202V206L197 205V203H192V202ZM51 202V203H50ZM55 204V205H53V203ZM96 204H95V203ZM124 202V203H125ZM140 202V203H139ZM174 204V206L172 205V203ZM182 204H181V203ZM187 202V203H186ZM190 203V206H187V204L189 205V203ZM202 202V203H203ZM17 203V204H16ZM29 203V202H28ZM50 203V204H49ZM69 205H68V204ZM94 203V204H93ZM108 203V204H107ZM110 203V204H109ZM129 203V204H128ZM148 203H149V205H148ZM156 203V204H155ZM168 203V204H167ZM226 203H229V206L227 207V205H226ZM1 204H3V205H1ZM16 204V205H15ZM39 204V205H38ZM51 204H52V206H51ZM72 204V205H71ZM92 204V205H91ZM121 204H123V205H121ZM155 204V205H154ZM167 204V205H166ZM192 204V205H191ZM209 204V203H208ZM42 205H43V207L45 208V210L46 211H43L42 209H44L43 207H42ZM68 205V206H67ZM75 205V206H74ZM164 205L167 207H164ZM176 205V206H175ZM183 205V206H182ZM189 208L190 207V209H186L185 207L186 206ZM79 206V207H78ZM94 206V208H92ZM111 206V207H110ZM147 206V207H146ZM154 206V207H153ZM163 206V207H162ZM198 206V207H197ZM201 206H204V207H201ZM220 207V209H223V210H221V212H219L220 211V209L218 208H216V207ZM0 207H2V208H0V228L2 227V225H3V222L4 221H6L7 219H8V215L7 214H2V210H4L5 208H6V204H4L2 201L0 202ZM25 207V208H24ZM48 207V208H47ZM60 208V210H59V208ZM62 207H64V208H62ZM67 207V208H66ZM89 207H91L92 209H90ZM109 207V208H108ZM115 207V208H114ZM117 207H119L118 209H117ZM142 207V208H141ZM169 207V208H168ZM172 207H174V208H172ZM180 207V208H179ZM192 207V208H191ZM193 207L195 208V210H193ZM200 207V208H199ZM213 207H215L214 209H213ZM34 208H37V209H34ZM41 208V209H40ZM128 210H127V209ZM155 208V209H154ZM179 208V209H178ZM196 208H199V210H203L202 212H203V214L201 213L200 214V212L201 211H199V210H197ZM202 208H204V209H202ZM212 210H211V209ZM227 208L229 209V210H227ZM231 208V207H230ZM17 209V210H18ZM31 209V210H30ZM48 209V210H47ZM78 209V210H77ZM95 209V210H94ZM151 209H153V210H151ZM215 209H217V210H215ZM34 210V211H33ZM37 210H39V211H37ZM70 211V210H72V211H70V212H68V211ZM115 210V211H114ZM166 210V211H165ZM191 211V213H189V212H184V211ZM215 210V211H214ZM227 210V211H226ZM250 208L248 209V215H249V213H250ZM43 211V212H42ZM54 211V212H53ZM76 211H77V213H76ZM80 211H82V212H80ZM94 211V212H93ZM104 211V212H103ZM110 211V212H109ZM171 211V212H170ZM192 211H194V212H192ZM198 211H199V214L200 215H197V213H198ZM223 211V212H222ZM243 211V212H242ZM245 211V212H244ZM38 212H40V213H38ZM57 212V213H56ZM93 212V213H92ZM102 212V213H101ZM108 212V213H107ZM127 212V213H126ZM157 212V213H156ZM179 212V213H178ZM217 212H219L218 214L219 215H216L215 213H217ZM224 212H225V216H224ZM228 212H230V213H228ZM240 212H241V214H240ZM22 213V214H21ZM33 213H35V214H33ZM36 213H38V214H36ZM104 213V215H102ZM143 214V216H144V218H143V216L141 217H139V215L138 214ZM162 213V214H161ZM183 213V214H182ZM185 213V214H184ZM39 214H40V218H39ZM57 214V215H58ZM83 214V215H84ZM94 214V215H93ZM106 214V215H105ZM113 214V215H112ZM137 214V215H136ZM149 214H151V215H149ZM161 214V215H160ZM174 216H173V215ZM180 214H182L181 216H180ZM187 214V216L186 217H190L191 215H188ZM222 214V215H221ZM227 214H229V215H227ZM240 214V215H239ZM26 215V216H25ZM33 215V216H32ZM35 215V216H34ZM106 216L105 217V219L106 218H108L107 220H105L104 219V217H102V218H100L99 216ZM171 215V216H170ZM205 215H209L210 216V218H209V216H205ZM211 215L215 218H212L211 217ZM234 215H236V216H238L237 218L236 217H232V216H234ZM53 216V215H52ZM92 216V217H91ZM97 216V217H96ZM151 218H150V217ZM158 216H160V217H162L161 219H163L162 221H160V220H158L157 218H159ZM180 216V217H179ZM219 216H220V218H219ZM18 217H19V219H18ZM125 217V218H124ZM136 217V218H135ZM154 217H155V219H157L156 221L154 220ZM157 217V218H156ZM178 217V218H177ZM185 217V216H184ZM183 217V218H184ZM191 217H193V215L191 216ZM219 219H222V220H219ZM223 217V218H222ZM22 218H24V219H22ZM47 218V219H46ZM51 220H50V219ZM94 218V219H93ZM100 218V220H98V219ZM124 220H123V219ZM164 218H166L165 220H166V222L168 223V224H166V222L164 221ZM167 218H168V221H167ZM206 218H208L209 219V222H207L208 221V219H206ZM214 219L213 221H211L210 219ZM39 219H41V220H39ZM49 219V220H48ZM98 220V222H94V221H97ZM104 219V220H103ZM141 219V220H140ZM144 219V220H143ZM172 219V220H171ZM177 219V220H176ZM235 219V220H234ZM46 220V221H45ZM109 220V221H108ZM119 220H120V222H119ZM123 220V221H122ZM143 220V221H142ZM150 220V221H149ZM233 220H234V223L232 224V222H233ZM45 221V222H44ZM101 221V222H100ZM108 221V222H107ZM125 221V222H124ZM137 221V222H136ZM139 221H141L140 223H142V224H140L139 223ZM146 221V222H145ZM163 221L165 222V223H163ZM179 221V220H178ZM203 221V220H202ZM210 221L212 222V223H210ZM217 223H219L218 225H215L216 224V222ZM229 221V222H228ZM66 222V221H65ZM82 222V224L84 225H86V221H81ZM85 222V223H84ZM107 222V223H106ZM152 222H155V223H152ZM157 222H158V225H157ZM174 222V223H173ZM207 222V223H206ZM215 222V223H214ZM230 222H231V224H230ZM18 223V225L19 224H21L22 225V223L20 222V221H18L17 222ZM104 223V224H103ZM112 223V225H110ZM114 223H115V225H114ZM137 223L139 224V225H143L142 226V228L139 226V225H137ZM144 223V224H143ZM145 223L147 224V225H145ZM223 223H225V224H223ZM40 224V225H39ZM42 224H43V226H42ZM51 224V226H49ZM96 224V225H95ZM101 224V225H100ZM106 224H107V227H106ZM108 224H109V228H108ZM117 224H119V225H117ZM165 224V225H164ZM176 224V223H175ZM177 224H179V223H177ZM198 224V226L200 225V222H198L197 223ZM209 224V225H208ZM223 226H222V225ZM228 226H227V225ZM20 225V226H21ZM68 225V224H67ZM118 227H117V226ZM140 228L139 230H137L138 229V227ZM153 225H155V227H153ZM231 225V227H229ZM236 225V226H235ZM45 226L43 227V228H45ZM53 226H55V225H53ZM63 226V225H62ZM97 226H99L100 228H102V230H100V228L99 227H97ZM102 226V227H101ZM110 226L112 227V228H110ZM116 226V227H115ZM134 226V227H133ZM149 226V227H148ZM152 226V228H150ZM219 226H221V228L219 227ZM227 226V227H226ZM234 226V227H233ZM85 227V226H84ZM97 227V228H96ZM135 227H137V228H135ZM144 227H145V229H144ZM150 229V231H149V229ZM176 227V226H175ZM175 227H173V228H175ZM219 227V228H218ZM226 227V228H225ZM229 227V229H227ZM48 228V229H49ZM61 229H62V227H60ZM98 228H99V230H98ZM108 230H107V229ZM123 228V229H122ZM133 229V232H131V230ZM146 228L148 229V230H146ZM153 228L155 229V231L153 230ZM166 228H168L167 226H166ZM214 228H215V230H214ZM97 229V230H96ZM127 229V230H126ZM129 229V230H128ZM131 229V230H130ZM217 229V230H216ZM231 229H232V231L233 232H231ZM50 230V229H49ZM237 230V231H238ZM126 231V232H125ZM129 231V232H128ZM226 231V232H225ZM239 231H238V233L237 234H239ZM49 232V231H48ZM51 232V231H50ZM107 233V234H108ZM126 233V234H125ZM215 233H213V234H215ZM226 233H228V234H226ZM232 233V234H231ZM244 234L243 233H240V235H237L239 238H241V237H245V236H243ZM49 236H50V238H52V239H55L56 237L54 236V235H52L51 233L49 234ZM127 236H129V237H127ZM218 236V235H217ZM237 236H234L235 238H237L238 239V237ZM249 236H251V235H248V236H246V238H247V240H246V238H244V240H241V241H245V244L247 243V247L244 245V247H242V244H244L243 242H240V241H238V240H236V243L237 242H239V245L240 246H238L239 248H247L248 250H249V252L252 250V252H248V250H243V253H242V250L240 249H238L237 248V245L238 244H236L235 243V245L236 246H233L232 248H230L231 250L229 251V248L228 247H225V252H228V254L226 253V255H225V253H224V255L225 256H232V255H234L232 258H235L236 259V257L235 256H237V258L238 259H236V261H235V259H234V261H230L229 263H227V261H225L226 259H223V258H225L224 256H222L223 255V253H221L219 256H218V258H216L217 259V261L214 259V256H212L213 255V253H210V254H208V256L209 257H211V261H209L208 262V264H240V263H244V264H257V262H258V264H260V263H262V264H264V260H262L263 258H264V250H263V254L260 252V250L259 249H257L255 252L253 251V250H255L256 248H255V246L257 247V246H259V245H257V244H255V243H257V241L255 240V239H253L252 237H249ZM213 238L214 237H216V235L215 236H212ZM231 237H233V236H230V238ZM233 237V238H234ZM255 237V236H254ZM257 237V240H258V236H256ZM121 238H123V240H125V241H121ZM177 238L178 239H180L181 241H183V239H182V237H181V233L180 234H178L177 235ZM210 238V237H209ZM233 238H231L230 240H229V242H227L228 243V245H230L231 243H233L232 242V239ZM242 238V239H243ZM250 238H252V241H250L251 239ZM120 239V240H119ZM218 238H214L213 240L211 239H208V240H210L208 243L206 242V246L205 247H208V248H205V249H208L209 250V247H211V249H210V251L212 250L213 251V249H214V245L216 244V243H218V242H220V240H222V238H220L219 240H217ZM207 240V241H208ZM253 240H255V242L254 243H252L251 245H250V243L251 242H253ZM249 241V242H248ZM221 242H223V241H221ZM235 242V241H234ZM209 244V245H208ZM114 247H112V249H111V253L113 254V257H112V262L113 261H115V258H114V255L116 256V254L119 252L118 251V247L115 245V244H112ZM254 246V247H253ZM252 247V248H251ZM257 248H262V247H257ZM235 249H237V250H235ZM235 250V251H234ZM238 252H241V253H238ZM260 252V253H259ZM245 253H247V255H245ZM255 253V254H254ZM239 254H241V255H239ZM255 256H258V259H257V257H255V259H257V261L255 262V261H252V258H254L253 257V255ZM249 255V259L247 258V256ZM251 255H252V257H251ZM259 255H260V257L262 258V259H260V257H259ZM245 256V257H244ZM241 259H240V258ZM3 259H1V263H6V261L5 260H3ZM233 260V259H232ZM259 260H261L260 262H259ZM223 261V262H222ZM240 262V263H239ZM71 264H82L81 262H75V263H71ZM186 264H188V263H186ZM191 264H197V263H191Z\"/></svg>", "mask_w": 264, "mask_h": 264}]
</instances>
